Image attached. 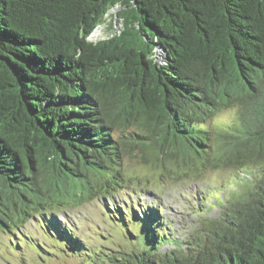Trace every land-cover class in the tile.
Segmentation results:
<instances>
[{"label": "trees", "instance_id": "obj_1", "mask_svg": "<svg viewBox=\"0 0 264 264\" xmlns=\"http://www.w3.org/2000/svg\"><path fill=\"white\" fill-rule=\"evenodd\" d=\"M110 12L122 26L92 40ZM230 106L235 123L211 125ZM138 151L247 172L185 240L148 206L131 216L138 248L85 247L49 211L78 185L124 183ZM30 217L93 264H264V0H0V228Z\"/></svg>", "mask_w": 264, "mask_h": 264}, {"label": "rangeland", "instance_id": "obj_2", "mask_svg": "<svg viewBox=\"0 0 264 264\" xmlns=\"http://www.w3.org/2000/svg\"><path fill=\"white\" fill-rule=\"evenodd\" d=\"M111 12L94 31L92 40L109 37L122 26L121 20ZM237 119L238 108L230 106L220 111L211 120V125L228 128ZM136 129L134 125L129 130ZM194 163L193 167L171 160L151 163L145 161L141 151H138L136 156L129 155L125 159L122 167L126 176L124 183L117 185L118 176L114 174L116 176L109 180L111 187L106 190L97 183L92 196H86L83 186L78 185L74 188V198L60 209L49 212L57 211L54 213L57 220L67 223L85 247L101 249L102 252L138 248L131 233L134 228L130 227L136 225L131 216L148 206L160 207L159 214L166 233L172 238L182 235L185 240L203 214L213 217L220 214L217 200L223 199L231 189H236L247 172L233 164L214 165L205 159H197ZM261 165L260 162L259 166L257 164L252 168L253 174L259 176ZM115 204L130 211V214L127 213L128 226L118 223L120 214L114 208ZM168 248L172 246H162V249ZM64 249L60 241L45 237L43 222L38 217L19 223V229L14 227L12 231H7L0 228V264H93L88 251L76 256L66 254Z\"/></svg>", "mask_w": 264, "mask_h": 264}, {"label": "water", "instance_id": "obj_3", "mask_svg": "<svg viewBox=\"0 0 264 264\" xmlns=\"http://www.w3.org/2000/svg\"><path fill=\"white\" fill-rule=\"evenodd\" d=\"M114 10H117V8H114Z\"/></svg>", "mask_w": 264, "mask_h": 264}]
</instances>
